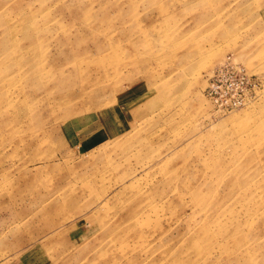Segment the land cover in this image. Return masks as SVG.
Segmentation results:
<instances>
[{
	"label": "rangeland",
	"instance_id": "1",
	"mask_svg": "<svg viewBox=\"0 0 264 264\" xmlns=\"http://www.w3.org/2000/svg\"><path fill=\"white\" fill-rule=\"evenodd\" d=\"M227 56L264 78V0H0V264H264V91L215 112Z\"/></svg>",
	"mask_w": 264,
	"mask_h": 264
},
{
	"label": "built area",
	"instance_id": "2",
	"mask_svg": "<svg viewBox=\"0 0 264 264\" xmlns=\"http://www.w3.org/2000/svg\"><path fill=\"white\" fill-rule=\"evenodd\" d=\"M203 91L215 112L229 113L253 103L264 91V78L227 56L208 73Z\"/></svg>",
	"mask_w": 264,
	"mask_h": 264
},
{
	"label": "crops",
	"instance_id": "3",
	"mask_svg": "<svg viewBox=\"0 0 264 264\" xmlns=\"http://www.w3.org/2000/svg\"><path fill=\"white\" fill-rule=\"evenodd\" d=\"M122 118V119H121ZM127 115H126V113H123V114H121V113H117V115L114 117V120H127ZM130 121V120H129ZM87 122V123H86ZM86 122H85V124L86 125H84V126H82L79 122H76L74 125L73 124H71V127H72V129L73 130H75V132H77L78 134L80 133V131L85 127V128H88V127H90V122H89V119H87L86 120ZM92 122V121H91ZM106 122V121H105ZM108 122V121H107ZM103 125H107L108 126V124H104L103 123ZM75 127H77L76 129H75ZM108 131V130H107ZM104 132H105V130H102V131H100L99 132V130H97V129H95V130H93L92 132H90L89 131V134H87L85 137H83V138H79V144L80 145H96V143L97 142H99V139H98V137H100L101 139H102V141L105 139V137H104V135L106 134H104ZM107 134H109L108 132H107ZM109 136V135H108Z\"/></svg>",
	"mask_w": 264,
	"mask_h": 264
},
{
	"label": "bare ground",
	"instance_id": "4",
	"mask_svg": "<svg viewBox=\"0 0 264 264\" xmlns=\"http://www.w3.org/2000/svg\"><path fill=\"white\" fill-rule=\"evenodd\" d=\"M252 103H250V104H248L246 107H244V108H247L248 106H250ZM242 109V108H241ZM241 109H239V110H241Z\"/></svg>",
	"mask_w": 264,
	"mask_h": 264
}]
</instances>
